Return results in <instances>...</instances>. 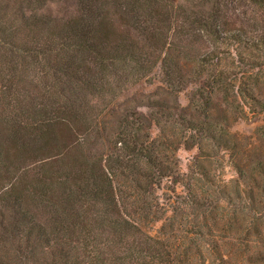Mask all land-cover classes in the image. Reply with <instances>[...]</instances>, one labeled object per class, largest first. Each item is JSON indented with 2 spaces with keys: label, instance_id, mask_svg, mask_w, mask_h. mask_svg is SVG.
<instances>
[{
  "label": "trees",
  "instance_id": "16d2710c",
  "mask_svg": "<svg viewBox=\"0 0 264 264\" xmlns=\"http://www.w3.org/2000/svg\"><path fill=\"white\" fill-rule=\"evenodd\" d=\"M0 264H264V0H0Z\"/></svg>",
  "mask_w": 264,
  "mask_h": 264
},
{
  "label": "rangeland",
  "instance_id": "374dc122",
  "mask_svg": "<svg viewBox=\"0 0 264 264\" xmlns=\"http://www.w3.org/2000/svg\"><path fill=\"white\" fill-rule=\"evenodd\" d=\"M152 83H140L138 85H136L135 87L131 88L130 91H128L125 95V98H131V97H142L145 94L151 93L153 92L159 85L158 83V79H152L151 81ZM188 94H189V89L181 92L178 95V100L179 103L182 106H186L187 105V100H188ZM140 111L142 113H146L147 110L145 107H140ZM258 123L254 122V120H247V121H239L237 123H235L232 127V131L235 132H239L242 134H249L253 131V129L255 128V126ZM158 134V131L156 128H152L151 130V135L154 137ZM197 153L196 148H192V149H185L183 147H181L178 151H177V157L180 160V171L181 173H186L187 172V167L190 164L191 159L195 156V154ZM235 172L233 171V169L229 166H227L225 168V178L229 179V178H234ZM165 186H169V182H165L164 183ZM175 190L177 193H179L182 188L181 185H176L175 186ZM158 194L161 195V192H158ZM159 228V224H155L153 229H152V234H154L156 232V230Z\"/></svg>",
  "mask_w": 264,
  "mask_h": 264
}]
</instances>
